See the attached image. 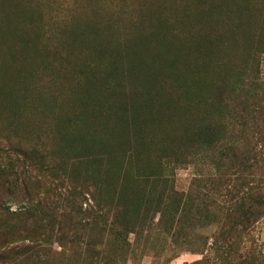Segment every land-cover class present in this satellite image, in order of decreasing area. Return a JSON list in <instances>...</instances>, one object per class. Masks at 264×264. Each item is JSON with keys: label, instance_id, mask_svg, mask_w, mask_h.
Wrapping results in <instances>:
<instances>
[{"label": "trees", "instance_id": "trees-1", "mask_svg": "<svg viewBox=\"0 0 264 264\" xmlns=\"http://www.w3.org/2000/svg\"><path fill=\"white\" fill-rule=\"evenodd\" d=\"M18 4L25 13L40 18L47 10L53 14V23L41 20L40 26L56 41L54 46L44 44V38L37 43L38 51L46 56L41 64L50 74L47 79L54 71H62L78 43L84 54L103 56L94 64L83 63L77 56L74 66L80 72L87 67L84 79L87 69L101 80L109 78L100 99L84 105L93 109L91 121H99L94 124L93 137L100 144L106 140L102 150L88 153L85 160L94 167L96 183L112 187L119 208L123 207L115 214L124 223L122 247L128 246L129 230L141 237L156 211L161 216L158 228L173 230L176 240L185 224L214 230L205 238L201 254L206 248L250 249L256 226L264 219V78L260 72L264 27L259 31L253 25V0H19ZM192 10L196 12L189 16ZM145 31L149 34L146 39L157 42L161 50L157 49L158 60L135 68L139 82L125 73L118 49L133 54L139 39H145ZM62 37L67 41L59 47ZM21 54L25 53H16ZM214 63L228 69L229 80L211 71L199 75ZM13 98L24 113L34 110L32 91ZM115 98L124 103L120 111ZM0 119L7 124L0 128V145L4 140L10 148L3 160L19 163L12 159V146L19 153L38 150L45 154L37 144L29 146L16 116L0 109ZM38 163L40 170L46 165L50 171L46 163ZM185 167L193 170L192 182L187 191H180L176 175ZM258 171L261 184L253 179ZM6 172L9 178L22 180L23 195L32 203L35 193L26 179L33 172L0 164V173ZM3 188L0 216H9L1 203L10 191ZM86 194H81L84 201ZM20 211V215L34 216L38 206ZM62 217H70L72 222L74 216L65 213ZM49 219H43L36 230ZM26 228L18 234L11 231L13 236L4 235L0 248L9 244L5 242L9 237L30 235L31 229ZM207 255L204 258L209 260ZM7 259V253L1 251L0 264H9ZM254 259L255 264H264L258 256L251 258L252 264Z\"/></svg>", "mask_w": 264, "mask_h": 264}, {"label": "rangeland", "instance_id": "rangeland-1", "mask_svg": "<svg viewBox=\"0 0 264 264\" xmlns=\"http://www.w3.org/2000/svg\"><path fill=\"white\" fill-rule=\"evenodd\" d=\"M18 1L0 0V109L5 110L9 116H16L18 125L25 131L26 141L31 144L29 146L37 144L45 154L42 155L38 150L19 153L12 146V159L20 160L14 164L3 160L8 153L5 150L9 149L10 152L3 139L4 145H0V164H6L8 169L19 172H33V177L26 181H31L30 190L35 193L33 202L29 203L23 195L22 180L17 182L15 177L9 178L7 172L0 173V195L4 192L3 186L10 191V195L1 203L8 209L9 216H0V246L4 242V235L13 236L11 231L15 230L18 234L24 227L31 229L30 235L26 237H9L5 240L9 244L0 248V252L7 253L9 264H252L251 258L255 256L264 261V219L256 226L250 249L235 252L228 248L220 251L206 248L205 253L201 254L205 238H209L214 230L200 229L196 225L190 228V225L185 224L181 237L176 240L173 230L158 228L161 216L154 211L147 226L143 227L141 237L138 238L129 230L128 246L122 247L124 223L115 214L123 207L119 208L116 191L112 187L96 183L99 179L93 175L94 167H90L85 160L88 153L102 150L106 140L100 144L93 137L94 124L97 125L99 121H91L93 109L87 110L84 105L94 104L100 99L99 95L108 88L105 81L108 82L109 78L105 76V80H101L99 75L87 69L86 78L93 76V80L86 81L83 72L87 67L84 66L80 72L74 66L78 57L83 63L94 64L103 56L97 52L84 54L81 51L82 45L77 42L73 52L76 56L62 65L61 72L54 71L51 78L47 79L50 74L42 70L41 64L46 56L38 51L37 43L44 38V44L54 46L56 41L51 39L50 34H45L40 26L41 20L53 23V14L47 10L46 16L40 18L33 12L25 13ZM263 2L253 0V25L260 28L259 31L264 27ZM195 12L190 11L189 16ZM145 32V39H139L132 50L133 54L122 47L118 49L126 67L125 73L133 75L139 82L141 80L135 77V68L148 66V61L159 58V44L146 39L149 34ZM156 34L159 40L160 31ZM65 41L67 38L62 37L58 46L62 47ZM119 43L117 40L116 45ZM19 51L25 54L16 55ZM190 68L186 69L191 74L193 70ZM210 71L229 80L228 69L222 63H214L212 67L208 64L205 72L202 70L199 75H208ZM260 72L264 78V56ZM6 77H10L9 82ZM25 90L33 92L35 108L24 113L15 103L13 95H22ZM114 100L120 111L124 103L121 104L120 98ZM46 101L49 107H45ZM6 127L5 120L0 119V128ZM80 161L85 163L81 164ZM38 162L46 163L50 171L46 165L44 170H40ZM260 172L253 179L261 184ZM192 177V169H180L176 175L177 189L187 191ZM85 192L88 193L87 201L81 196ZM92 193L96 194L94 199ZM30 205L38 206L36 214L20 215V210ZM128 208L132 209L131 206ZM90 211L92 213H88ZM65 213L74 216L72 222L69 221L70 217H62ZM48 216L50 219L36 230L37 225ZM212 243L211 239L209 246ZM207 254L209 260L204 258ZM253 262L255 264V259Z\"/></svg>", "mask_w": 264, "mask_h": 264}]
</instances>
